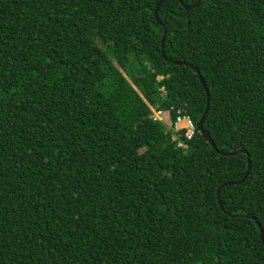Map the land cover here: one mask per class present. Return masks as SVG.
<instances>
[{"label": "trees", "instance_id": "16d2710c", "mask_svg": "<svg viewBox=\"0 0 264 264\" xmlns=\"http://www.w3.org/2000/svg\"><path fill=\"white\" fill-rule=\"evenodd\" d=\"M159 1L0 0V264H264V0Z\"/></svg>", "mask_w": 264, "mask_h": 264}, {"label": "water", "instance_id": "95a60500", "mask_svg": "<svg viewBox=\"0 0 264 264\" xmlns=\"http://www.w3.org/2000/svg\"><path fill=\"white\" fill-rule=\"evenodd\" d=\"M164 0H160L158 2V4L156 5L154 11H153V15H154V19L156 20V22L161 26L162 30H163V34H162V38H161V43H160V49H161V55L162 57H165V51H164V41H165V34H166V28L165 26L163 25V23L161 22L159 16H158V10H159V7L160 5L162 4ZM181 6L189 11L191 9L190 6L186 5V3L183 1V0H177ZM201 0H196V2L194 3L193 7H196L199 5ZM174 64L176 65H184V66H188L189 68H191L192 70H194V72L198 75L199 77V81L204 89V91L206 92V94H208V91L206 89V86H205V83L204 81L202 80L201 76H200V73L198 71V69L196 67H194L193 65L191 64H188V63H185V62H174ZM208 108H209V98L207 97V104H206V110L205 112L203 113V115L201 116L199 122L196 124V128H197V132L198 134L201 136V138L204 140L205 143L209 144L211 146V148L213 149V151H215L218 155H221V156H226V157H232V156H236L238 154H246V159H247V170H246V174L245 176L240 179V180H236V181H231V182H228L227 184L223 185L218 191H217V200H218V203L221 204V198H220V192L222 190V188L224 186H237V185H241L243 184L246 179L248 178L249 176V170H250V167H251V164H250V161H249V158H248V154L243 150V149H235V150H232V151H229V152H220L217 150L215 144L213 143V141L211 140L210 138V135L209 133L203 128V123L207 117V113H208ZM228 214V213H227ZM232 217H238V218H250V219H253V220H256L255 217L253 216H249V215H232V214H228ZM258 227H259V231H260V237H261V240L263 241L264 243V229L263 227L258 223Z\"/></svg>", "mask_w": 264, "mask_h": 264}, {"label": "built area", "instance_id": "2783aa9c", "mask_svg": "<svg viewBox=\"0 0 264 264\" xmlns=\"http://www.w3.org/2000/svg\"><path fill=\"white\" fill-rule=\"evenodd\" d=\"M158 116L155 118H159ZM173 129L175 132L180 133L183 136L184 141H191L197 131L196 126L190 119L188 115L184 113L182 109H177L176 118L173 124Z\"/></svg>", "mask_w": 264, "mask_h": 264}, {"label": "rangeland", "instance_id": "374dc122", "mask_svg": "<svg viewBox=\"0 0 264 264\" xmlns=\"http://www.w3.org/2000/svg\"><path fill=\"white\" fill-rule=\"evenodd\" d=\"M138 71H139V65L136 63V61L134 60V58L132 57V59H131V65H130V67L128 68V72H132V73H134L135 75H137L138 74ZM158 113H153V116L154 117H157L158 115H157ZM165 121L166 122H168V119H167V116L165 115Z\"/></svg>", "mask_w": 264, "mask_h": 264}, {"label": "clouds", "instance_id": "9594fccd", "mask_svg": "<svg viewBox=\"0 0 264 264\" xmlns=\"http://www.w3.org/2000/svg\"><path fill=\"white\" fill-rule=\"evenodd\" d=\"M197 129V128H196Z\"/></svg>", "mask_w": 264, "mask_h": 264}]
</instances>
